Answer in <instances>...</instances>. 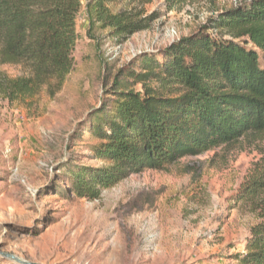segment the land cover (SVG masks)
<instances>
[{"label": "rangeland", "instance_id": "374dc122", "mask_svg": "<svg viewBox=\"0 0 264 264\" xmlns=\"http://www.w3.org/2000/svg\"><path fill=\"white\" fill-rule=\"evenodd\" d=\"M250 1L121 0L110 5L114 13H157L149 29L124 41L109 30L90 39L83 7L75 65L62 89L51 96L56 88L44 86L18 100L0 91V264H18L5 255L37 264H238L259 220L235 199L262 166L264 133L133 174L94 201L74 197L68 175L107 165L91 151L97 141L88 129L116 83L133 85L122 71H142L134 64L142 54L162 53L182 38L231 39L205 28ZM24 73L0 64V77Z\"/></svg>", "mask_w": 264, "mask_h": 264}, {"label": "trees", "instance_id": "16d2710c", "mask_svg": "<svg viewBox=\"0 0 264 264\" xmlns=\"http://www.w3.org/2000/svg\"><path fill=\"white\" fill-rule=\"evenodd\" d=\"M121 0H0V64L23 66L18 78L0 77V91L11 100L32 96L41 87L59 92L72 73L78 40L77 19L85 7L90 39L109 30L121 41L151 27L157 13L139 18L114 13ZM209 30L182 38L162 53L142 54L121 72L132 81L116 83L113 98L91 117L88 129L97 144L91 151L107 163L78 169L71 194L94 201L133 174L161 170L186 157L264 133V0L220 12ZM158 82L159 88L149 83ZM142 86V92L131 90ZM167 90V94L165 93ZM179 90L182 95L173 97ZM259 222L235 256L238 264H264V159L239 191Z\"/></svg>", "mask_w": 264, "mask_h": 264}, {"label": "water", "instance_id": "95a60500", "mask_svg": "<svg viewBox=\"0 0 264 264\" xmlns=\"http://www.w3.org/2000/svg\"><path fill=\"white\" fill-rule=\"evenodd\" d=\"M5 256H6L7 258H9V259L15 261V262L18 263V264H37V263H30V262L24 261V260H22V259H20V258H17V257H15V256H13V255H5Z\"/></svg>", "mask_w": 264, "mask_h": 264}]
</instances>
